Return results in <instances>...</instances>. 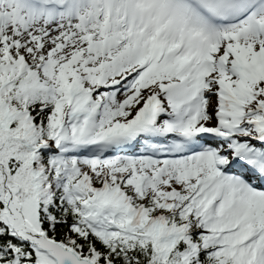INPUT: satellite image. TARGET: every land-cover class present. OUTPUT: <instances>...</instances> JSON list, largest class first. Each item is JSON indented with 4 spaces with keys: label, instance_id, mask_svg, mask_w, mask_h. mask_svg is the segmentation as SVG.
I'll use <instances>...</instances> for the list:
<instances>
[{
    "label": "snow or ice",
    "instance_id": "1",
    "mask_svg": "<svg viewBox=\"0 0 264 264\" xmlns=\"http://www.w3.org/2000/svg\"><path fill=\"white\" fill-rule=\"evenodd\" d=\"M0 264H264V0H0Z\"/></svg>",
    "mask_w": 264,
    "mask_h": 264
}]
</instances>
